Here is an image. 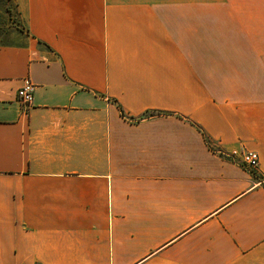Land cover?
Masks as SVG:
<instances>
[{
    "label": "crops",
    "instance_id": "crops-1",
    "mask_svg": "<svg viewBox=\"0 0 264 264\" xmlns=\"http://www.w3.org/2000/svg\"><path fill=\"white\" fill-rule=\"evenodd\" d=\"M11 1L0 264H264V38L243 14ZM241 150L256 170L230 155Z\"/></svg>",
    "mask_w": 264,
    "mask_h": 264
},
{
    "label": "rangeland",
    "instance_id": "rangeland-1",
    "mask_svg": "<svg viewBox=\"0 0 264 264\" xmlns=\"http://www.w3.org/2000/svg\"><path fill=\"white\" fill-rule=\"evenodd\" d=\"M191 8H222L243 14L256 40L264 38V0H190ZM224 13V12H223ZM19 20L11 0H0V44L21 39Z\"/></svg>",
    "mask_w": 264,
    "mask_h": 264
},
{
    "label": "built area",
    "instance_id": "built-area-1",
    "mask_svg": "<svg viewBox=\"0 0 264 264\" xmlns=\"http://www.w3.org/2000/svg\"><path fill=\"white\" fill-rule=\"evenodd\" d=\"M34 89L35 85L28 77L23 78L22 84L17 88L16 98L24 109L29 108V106L32 104ZM230 155L239 156L242 164L250 171L256 170L259 166V156L254 151H232Z\"/></svg>",
    "mask_w": 264,
    "mask_h": 264
}]
</instances>
